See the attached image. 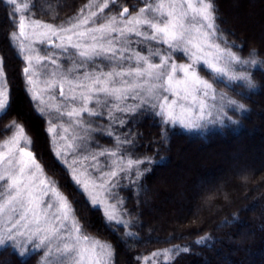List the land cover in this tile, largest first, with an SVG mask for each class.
<instances>
[{
    "label": "snow or ice",
    "instance_id": "obj_1",
    "mask_svg": "<svg viewBox=\"0 0 264 264\" xmlns=\"http://www.w3.org/2000/svg\"><path fill=\"white\" fill-rule=\"evenodd\" d=\"M6 3L12 6L9 15L18 29L10 33V40L24 53L26 91L38 102L34 107L41 115L46 109L54 110L57 121L67 118L59 124L61 133L49 119L51 140L55 142L58 137L67 143L64 134L69 127L77 134L84 133L75 149L80 155L74 156L69 166L74 185L86 194L91 206H98V201L90 185L122 203L118 193L112 192L119 184L113 183V178L119 171L145 161L128 159L127 169L117 166L115 170V160L112 164L105 161L103 171L93 163L91 167L101 175L92 178L83 162L97 161L99 156L116 157L117 151L98 142L91 144L94 138L90 132L114 137L119 148L131 144V137L114 136L110 129L125 127V117L137 112L159 116L164 124L184 128L196 127L201 121L238 123L229 109L246 112V104L218 88L229 89L233 95L255 89L251 69L257 65L264 69L256 50H251L247 58L233 50L241 45L230 42L220 27L215 0H137L141 6H134L132 12L120 0H112V7L108 0L100 4L93 0L59 24L35 18V3L32 7L28 3L21 7L18 0ZM33 43L40 47H33ZM177 55L187 62H173ZM45 92L49 100L57 94L62 97L63 107L49 104ZM129 99L137 103L128 105L125 101ZM8 110L9 93L0 58V116ZM114 111L121 115H114ZM85 114L97 119L82 118ZM104 117L111 123L101 127L99 120ZM10 131L11 138L0 144V248L10 246L12 259L24 258L30 249L18 239L23 238L32 245L31 250H41V264H114L112 246L82 231L70 201L56 182L45 176L30 150L31 140L25 129L13 121ZM67 147L72 149L73 145L67 143ZM56 154L62 155L59 150ZM140 174L137 171V178ZM105 215L108 221L125 223L115 205H106ZM3 264H12V260Z\"/></svg>",
    "mask_w": 264,
    "mask_h": 264
},
{
    "label": "trees",
    "instance_id": "obj_2",
    "mask_svg": "<svg viewBox=\"0 0 264 264\" xmlns=\"http://www.w3.org/2000/svg\"><path fill=\"white\" fill-rule=\"evenodd\" d=\"M89 1L30 0V4L37 5L35 18L59 24ZM122 1L130 8L137 2ZM215 2L227 39L241 45L233 50L247 58L254 49L264 61V0ZM10 12L0 0V53L11 96L10 110L0 117V141L5 137L4 128L10 133L15 121L28 129L35 145L49 157L44 119L27 98L22 61L9 40L13 29ZM251 71L258 85L255 89L233 95L221 87L248 108L246 112L229 109L238 123L224 120L201 130H186L164 124L161 117L150 113L131 117L126 136L133 143L126 152L134 161L145 163L135 164L129 174L121 173L114 190L133 235L124 226L109 227L100 212L91 214L80 203L87 224L112 242L119 264H139L142 256L166 251L168 261L162 264H264V69L257 65ZM200 150L208 160L199 158ZM212 153L213 160L208 155ZM44 160L55 179L66 175L57 161ZM13 255L10 246L0 249V264L9 259L12 264H41L40 252L24 258L12 259Z\"/></svg>",
    "mask_w": 264,
    "mask_h": 264
},
{
    "label": "rangeland",
    "instance_id": "obj_3",
    "mask_svg": "<svg viewBox=\"0 0 264 264\" xmlns=\"http://www.w3.org/2000/svg\"><path fill=\"white\" fill-rule=\"evenodd\" d=\"M3 1L6 3V0H3ZM231 1L232 0H230V2ZM18 2L21 3V7H23V3H28L29 6L31 7L30 0H18ZM108 2H109L110 7H112V0H108ZM92 3H93V0H90L87 4H92ZM95 3L96 4H100L101 0H95ZM123 3L124 2L122 1L121 5L122 6H126ZM7 5L11 9L12 6H10L9 4H7ZM134 6L135 7H140L141 5L136 2L135 4H133V7ZM127 7H129V6H127ZM133 7L132 8L129 7V11L130 12H132ZM92 10H97L98 11V9H95V8H93ZM117 11H118V9H117ZM107 12H108V9H105V13H107ZM98 14H100V13H98ZM100 15H103V14H100ZM226 15L228 16L229 14H226ZM25 18H26V22H27L28 16L26 15ZM234 18L235 17H232L233 20H234ZM228 20H230L229 17H228ZM231 21L232 20H230V22ZM250 21L251 20H249V19L247 20V22L249 24H250ZM43 22H45V21H43ZM251 26H252V24H251ZM254 26H257V25H254ZM13 31H18V29H15L14 26H13V29L11 30V32H13ZM9 40H10V34H9ZM10 43H11V46L14 48L15 52L17 53V57H19L21 59V61H22L21 75L23 76L24 89L26 91V89L28 88V85L26 83V78H25V76L23 74V68L26 67L27 65H26V61H24V59H23L24 53L18 51V48L16 47V42L15 41L10 40ZM33 47L39 48L40 45L38 43H33ZM0 58H2V60H3V57L1 55V53H0ZM173 62L179 64V63H184V62H187V61L182 59L179 55H177V56L173 57ZM3 67H4V84L6 85L8 93H9V104H10L11 103L10 86H9V83H8V80H7V76H6L4 60H3ZM201 74H205V73L202 72ZM39 87L42 89L43 88V84H40ZM56 91L58 93V89ZM218 91H224V90H222L221 88H218ZM26 95H27V98H28L29 102L32 105V108H34L36 114L44 119L43 132H44V136H45V141L47 143L46 150L49 153V157H46L44 155V153H42V151L40 150L39 146L35 145V143L32 140L33 136L30 135L29 134L30 132L28 131V129L23 124H21V126L25 129L26 134L29 136V138L31 140L30 150L33 151L35 157L37 158V162L41 165V168L44 170L45 176L50 178L51 180H54L56 182V186H57L58 190L61 191V193L70 201V203L72 205V208H73V210L75 212V215H76L77 219L80 222L82 231H85L87 233V235H89L92 238H95L96 240H99L102 243L106 242V243L110 244L112 246L113 250H114V246H113L112 242H110L109 240H106L103 237H100L99 235H97V230L98 229L92 228V227H90L87 224V219H86V217L84 215L83 210L89 211L91 214L92 213L93 214H97V213L100 212L103 222L108 224L109 227L112 228V227H114L116 225L117 226H124L127 229V232H128V227H129L130 223H129V220L126 218V216H125V214H124V212L122 210V203L118 202L109 192H107L105 190H101L99 188L93 189V188H91V185H90V191H92L95 194L96 199L98 201V206H91L90 203H89V199L86 198V194H84L80 190H78L77 186H75L74 182H73L72 168L69 165L71 163V160L74 158V156H79L80 155L79 151L75 150V149H76V145L81 143L80 136H83L84 133L81 132V133L77 134L76 129H74L72 127H69L68 124H65L64 125L65 127H69V132L65 133L64 135L66 137H68L67 143H71L73 145V148L72 149L68 148L67 147V143L64 140H60L58 137H57V140L55 142H53L51 140V134L47 132L49 119H52L53 124H55V126L57 127V133H61V128H60L59 124L62 123L67 118L65 117L62 120L57 121L56 118H55L56 117V113L54 112V110H48V109H46L45 114H43V115L39 114V112L36 109V107H34V105L36 103H38V102H36V101H34L32 99L30 92L26 91ZM44 95H45V99L48 101L49 104L60 105L61 107H63V98L59 97L58 94L56 95V97L54 99H50V100L48 99L47 92H45ZM174 98L175 97H171V96L169 97V99H174ZM125 103H127L128 105H133V104H136L137 101L129 99V100L125 101ZM91 106L92 105L90 104L89 107H91ZM135 114H130V115H127L125 117V127H113V128L110 129V130H112L114 132V136H115V134H119L122 139L127 137L126 135H127V131H128V123L130 122L131 117L134 116ZM114 115L120 116L121 113L114 111ZM82 118H87L86 114H85V117H82ZM87 119L96 120L97 118H87ZM110 123L111 122L107 119V117H104L103 119L99 120V124H100L101 127L109 125ZM209 123H211V122H209V121H201V122L198 123V125L196 127H192V128H184V127L180 126L179 124H176L175 126H180V127H182L183 129H186V130H201V128L204 125L209 124ZM6 132H7V130H6V128H4L3 134L5 135V137L3 139H1L0 144H3L7 140H9L11 138V135L13 134L12 132H10V133H7V135H6L5 134ZM89 135L94 138L93 140L90 141L91 144H95V143L98 142L104 148L115 149L117 151V156L116 157L99 156L97 161L89 160V161H84L83 162L85 167H87L88 172L91 173L92 178H98L101 175V172H97V170L95 168L91 167V165L93 163H98L101 171H103L106 168L105 161H108L109 164H112V161L115 160L116 163L112 164V169L113 170H115L117 168V166H119L120 168H123V169H127V160L131 159V157L126 152V147L127 148L131 147L133 141H132L131 144L121 145L119 148H117L116 144L114 143V137H113V139H109L106 135H100L99 132H90ZM58 150L62 153V155H57L56 154ZM97 151H98V149H97ZM198 155H199V158L204 156L205 160H208L205 157V155L202 154V150H200L198 152ZM208 155H210L209 158H211V160H213L214 159L213 155H215V153L208 154ZM44 158H48L50 161L51 160L57 161V163H59L58 165L61 168V172L65 173L66 175H64V176L62 175L61 178L59 176H56V178H59L60 180L55 179L54 178L55 176L51 175V173L46 170V168H45L46 165L44 164L45 163ZM177 161L184 162L183 160H181V158H178ZM209 161H210V159H209ZM207 163H208V161H207ZM135 166L136 165L133 164L131 169H127V171H119L117 177L113 178V183H115L117 181V179L120 177L121 173L122 174H124V173L125 174H129L133 169H135ZM169 167H170L169 170L173 169L175 171V169L172 166H169ZM81 170H83V169H81ZM97 183L99 184V180L98 179H97ZM112 192H115L114 188L112 189ZM145 201L152 202V200H150V199L149 200L147 199ZM80 203L83 205L82 206L83 210L80 209ZM106 205H108V206L115 205L117 213L119 214V218L121 220L125 221V223L124 224H119L115 220L108 221L107 218H106V215H105V206ZM108 211H111V209L108 208ZM0 224H2V221H0ZM128 233H130V232H128ZM18 239H21V241L25 243V246L30 249V251H29L27 256H30L34 252H40L41 251V250H35V251L31 250L32 249V245L27 244L26 241H24L23 238H18ZM0 249H2V248H0ZM154 254H159V255H154ZM154 254L149 255V256H142L141 258H139V260H140L139 264H162V263H166L168 261L169 253L167 255H165L164 252H156ZM54 258L55 257L50 258V259H54ZM114 264H119L116 261L115 251H114Z\"/></svg>",
    "mask_w": 264,
    "mask_h": 264
},
{
    "label": "clouds",
    "instance_id": "obj_4",
    "mask_svg": "<svg viewBox=\"0 0 264 264\" xmlns=\"http://www.w3.org/2000/svg\"><path fill=\"white\" fill-rule=\"evenodd\" d=\"M258 86V85H257Z\"/></svg>",
    "mask_w": 264,
    "mask_h": 264
}]
</instances>
